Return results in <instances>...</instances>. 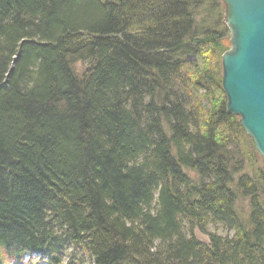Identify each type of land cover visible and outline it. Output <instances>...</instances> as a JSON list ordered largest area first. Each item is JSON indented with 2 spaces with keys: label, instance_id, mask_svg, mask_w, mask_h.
<instances>
[{
  "label": "trees",
  "instance_id": "trees-1",
  "mask_svg": "<svg viewBox=\"0 0 264 264\" xmlns=\"http://www.w3.org/2000/svg\"><path fill=\"white\" fill-rule=\"evenodd\" d=\"M227 32L219 0H0V264H264Z\"/></svg>",
  "mask_w": 264,
  "mask_h": 264
},
{
  "label": "water",
  "instance_id": "water-1",
  "mask_svg": "<svg viewBox=\"0 0 264 264\" xmlns=\"http://www.w3.org/2000/svg\"><path fill=\"white\" fill-rule=\"evenodd\" d=\"M222 2L230 35V49L221 56L226 112L238 117L264 160V0Z\"/></svg>",
  "mask_w": 264,
  "mask_h": 264
},
{
  "label": "rangeland",
  "instance_id": "rangeland-1",
  "mask_svg": "<svg viewBox=\"0 0 264 264\" xmlns=\"http://www.w3.org/2000/svg\"><path fill=\"white\" fill-rule=\"evenodd\" d=\"M219 1L221 3L223 11H224V23H225V26L227 28L226 21H225V6H224L222 0H219ZM227 31H228V28H227ZM227 40H228V48L226 49L225 52L229 51V49H230V35H229V31L227 32ZM193 59H194V61L192 59H189L188 61L195 62L194 56H193ZM74 70H75V72L77 74H83V73H85L88 70V67L86 65H84V64H81V63H75L74 64ZM236 209H237V212L240 215V217L244 220L246 218V216H247V213H248L247 201L239 199L238 202L236 203ZM209 231L210 232L217 231L221 235L224 234V232L222 231L221 227H219V226L210 227ZM194 235L199 241L207 242V238L205 236L201 235L198 231H195ZM8 263L9 264H45L44 262L33 263L30 259L28 260L27 258H24L19 263H13V262H9V261H8Z\"/></svg>",
  "mask_w": 264,
  "mask_h": 264
}]
</instances>
